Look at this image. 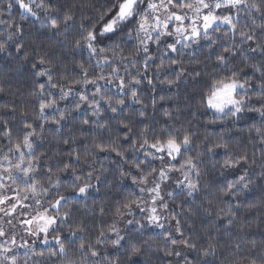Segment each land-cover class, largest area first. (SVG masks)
I'll return each mask as SVG.
<instances>
[{
  "label": "clouds",
  "instance_id": "1",
  "mask_svg": "<svg viewBox=\"0 0 264 264\" xmlns=\"http://www.w3.org/2000/svg\"><path fill=\"white\" fill-rule=\"evenodd\" d=\"M119 2L25 0L28 12L0 0V128L14 129L0 131L4 168L19 161L25 122L34 133L23 167L0 169V196L19 190L22 204L14 215L17 201L0 204V264H264V0L229 5L235 31H172L175 51L163 6L160 29L138 27L148 0L104 32ZM219 80L237 82V105L222 112L206 102ZM170 137L178 151L150 147Z\"/></svg>",
  "mask_w": 264,
  "mask_h": 264
},
{
  "label": "snow or ice",
  "instance_id": "2",
  "mask_svg": "<svg viewBox=\"0 0 264 264\" xmlns=\"http://www.w3.org/2000/svg\"><path fill=\"white\" fill-rule=\"evenodd\" d=\"M140 0H120V2L116 5L115 8V15L111 20L108 21L104 25L103 31L104 32H112L115 30V27L117 23H122L125 20H127L129 17L135 18V12L138 3ZM196 4L200 5L201 7L192 9V4L190 0H148L146 3V7L150 9L153 12V15L151 17V21L149 20V17L147 15H144L140 22L138 27L141 31L151 30L153 28L160 29L161 27V17L159 15V11L161 9V6H163V10L165 12H168L169 15L166 19L163 20V35L167 36L169 38V43L167 44V47L171 51L176 50V43L171 41L170 33L172 31L177 32L178 38L182 36L184 40H193L194 38L198 39L201 35V27L206 32L208 29L213 27L216 23H219L221 21L225 22L228 25L232 26L233 31H235L236 26L233 24L231 20V7L229 5H235L239 4L241 0H217V3L215 5L216 11L212 12L209 11V6L207 3V0H195ZM17 5L20 9H23L25 11L31 12V6L30 4L25 3V0H17ZM178 5V6H187L190 10H194L197 13L203 12L202 16H196L192 17L190 19H186L184 15L181 14L180 11L174 9L172 6ZM223 8V11L225 13H228L227 15H220V10ZM66 20L70 19V17L66 16ZM202 20V25L198 27L196 25V20ZM175 21V24L170 23V21ZM187 25H191L190 27ZM55 27V25H53ZM243 35V34H242ZM249 42L251 43L252 37L249 36ZM88 39L90 41H95L97 39L95 33L89 32L88 33ZM88 47L91 49L92 44L89 43ZM220 59H223V57H220ZM43 63V61H41ZM43 75V73H41ZM50 81V76L48 77ZM124 81H120L121 87L124 86ZM237 86V82L235 80L231 81H225V80H219L214 81L211 87L210 94L206 97L207 105L213 109H215L218 112H222L226 106L229 105H237V101L235 100V89ZM45 85L41 84L40 88L41 91H43ZM54 87V85H53ZM81 99H86V97L82 96ZM55 104V99L51 101H40V110L41 112L46 111L49 107L53 106ZM236 111H240V108L237 106ZM84 123H88V121H84ZM32 128V125L25 122L23 124L21 135L18 137L17 142H14L12 144V150L15 151L18 154L19 161L14 166H10L8 168H4V161H0V169L4 170L5 172H12L13 167L16 169H20L23 167V161H24V148L31 149L32 147V137L34 133L30 131ZM0 131H4V134L6 136H11L13 134L14 129L8 126H4L3 128H0ZM188 137H184V141L187 142ZM165 143L167 148L179 150V144L175 140V138H168L166 142H161L160 140H157L156 143L151 144L150 147H152L154 150L157 149V145H160L159 150L163 151L165 148ZM11 153L5 158L8 160L9 164L11 165L10 160ZM189 164H191V161H188ZM226 163H230L227 162ZM31 171V165H29L28 168L24 169V175H28ZM163 175V173H161ZM10 179L16 178L15 174L13 176L9 177ZM243 179V177H241ZM231 187V185H229ZM12 195L10 197H3L0 196V204L8 203L12 204L13 201H17L16 204L13 205L11 208L9 214L14 215L15 209L17 207H21L22 204L19 202V190H11ZM86 191V186L80 188V192L83 193ZM127 207V205H126ZM153 215L149 217L150 221H158L159 217L156 216L155 209H151ZM40 221H43L47 224L54 223L55 217H47L46 215H41L38 217ZM23 223L25 225L31 226V224L34 222L32 219L22 218ZM41 233L46 234L47 228H41ZM5 235L2 231H0V237ZM15 241L13 240V243ZM183 244L186 246L188 245V241L184 240L182 241ZM194 247V246H193ZM92 255H96L95 252L92 253Z\"/></svg>",
  "mask_w": 264,
  "mask_h": 264
}]
</instances>
